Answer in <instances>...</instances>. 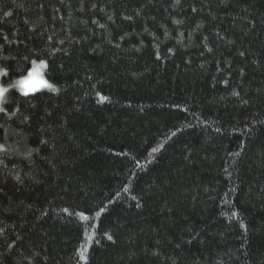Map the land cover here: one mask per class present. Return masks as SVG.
<instances>
[{
  "label": "trees",
  "instance_id": "trees-1",
  "mask_svg": "<svg viewBox=\"0 0 264 264\" xmlns=\"http://www.w3.org/2000/svg\"><path fill=\"white\" fill-rule=\"evenodd\" d=\"M0 88V264H264V0H0Z\"/></svg>",
  "mask_w": 264,
  "mask_h": 264
},
{
  "label": "rangeland",
  "instance_id": "rangeland-1",
  "mask_svg": "<svg viewBox=\"0 0 264 264\" xmlns=\"http://www.w3.org/2000/svg\"><path fill=\"white\" fill-rule=\"evenodd\" d=\"M44 67V61L34 63L27 75L17 81L15 84L16 88L23 94H30L40 90H55L54 85L48 82L44 76Z\"/></svg>",
  "mask_w": 264,
  "mask_h": 264
},
{
  "label": "snow or ice",
  "instance_id": "snow-or-ice-1",
  "mask_svg": "<svg viewBox=\"0 0 264 264\" xmlns=\"http://www.w3.org/2000/svg\"><path fill=\"white\" fill-rule=\"evenodd\" d=\"M4 94V90L3 89H0V97H2ZM233 215H236V213H233ZM109 239H111V237L109 236L108 237Z\"/></svg>",
  "mask_w": 264,
  "mask_h": 264
}]
</instances>
